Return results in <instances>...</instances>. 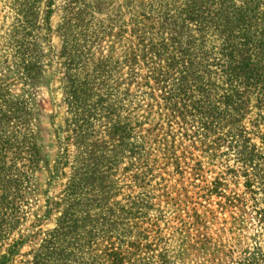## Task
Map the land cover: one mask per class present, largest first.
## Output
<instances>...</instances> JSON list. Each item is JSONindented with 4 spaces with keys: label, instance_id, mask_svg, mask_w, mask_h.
Segmentation results:
<instances>
[{
    "label": "rangeland",
    "instance_id": "374dc122",
    "mask_svg": "<svg viewBox=\"0 0 264 264\" xmlns=\"http://www.w3.org/2000/svg\"><path fill=\"white\" fill-rule=\"evenodd\" d=\"M165 3L0 0V178L17 182L21 196L9 235H30L10 264H32L35 253V264H100L92 241L95 248L113 243L122 253L132 251L134 264H264L263 114L249 106L240 120L249 132L241 164L225 141L210 142L238 123H221L203 145L178 133L173 142L167 138L171 143H156L136 129L143 106L128 61L130 30L140 13L153 14ZM71 73L91 98L110 93L112 118L132 127L127 143L107 138L112 119L100 116L74 142ZM139 143H145L141 168L128 151ZM59 153L75 161L76 186L49 211L46 198L61 189L47 184ZM242 165L251 191L242 186L244 176L233 173ZM70 172L63 182L72 179ZM214 179L217 192L210 191ZM59 225L65 232L42 246V233Z\"/></svg>",
    "mask_w": 264,
    "mask_h": 264
},
{
    "label": "trees",
    "instance_id": "16d2710c",
    "mask_svg": "<svg viewBox=\"0 0 264 264\" xmlns=\"http://www.w3.org/2000/svg\"><path fill=\"white\" fill-rule=\"evenodd\" d=\"M140 14L138 25L130 30L134 44L128 60L136 70L139 107L143 106L141 120L135 125L137 131L156 143H171L167 138L172 141L178 133L190 144L203 145L207 133L221 129V123L232 126L238 123L232 130L215 133L210 142L225 141L235 154L233 161L241 164L239 154L245 148L249 132L240 120L249 112V106L264 117V0H166L153 14ZM67 79L68 102L75 121L73 129L68 130L73 132L74 142L79 144L88 125L100 116L112 119L106 121L104 135L127 143L132 127L112 118L110 93H104L106 98L101 95L91 98L73 73ZM234 129L237 133H233ZM259 139L264 144V134ZM143 147L145 143H139L128 150L136 155L138 168L145 162ZM67 157L59 153L48 171L47 184L61 188L57 196L46 198L49 211H56L76 186L75 161ZM66 169L71 170L72 179L63 182ZM233 171L244 176L242 186L251 191L243 165ZM17 184L0 178V264H10L18 247L30 237L9 235L19 213L21 196ZM218 185L214 179L210 191L217 192ZM66 228L59 225L47 236L42 233L41 245L64 233ZM92 244V257L100 264H134L132 251L122 253L113 243L101 249L95 248L93 241ZM133 249L138 250V246ZM38 257L35 253L31 263L35 264Z\"/></svg>",
    "mask_w": 264,
    "mask_h": 264
}]
</instances>
